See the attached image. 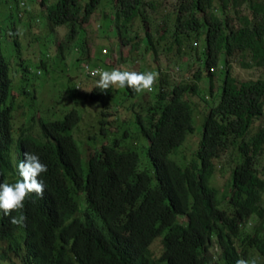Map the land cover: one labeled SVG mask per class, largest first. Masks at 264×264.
Wrapping results in <instances>:
<instances>
[{"label": "trees", "instance_id": "1", "mask_svg": "<svg viewBox=\"0 0 264 264\" xmlns=\"http://www.w3.org/2000/svg\"><path fill=\"white\" fill-rule=\"evenodd\" d=\"M81 2L70 0L65 4L63 12L51 16L53 25L67 24L70 27L69 41L74 38L76 32H85L83 27L80 29L79 27L89 22L100 4V0H93L87 5H82ZM112 2L117 12L116 24L120 25L117 21L123 20L121 26L117 25V33L121 41L126 43L129 41L126 25L132 22L133 18L140 16L144 0ZM235 3H248L255 22H248V18L245 17L242 26L236 29L227 19L217 17L218 14L214 13L217 11L224 15L228 13L230 4ZM179 12L170 31L166 32L165 28L160 27L163 32L157 28L154 33L146 35L145 40L155 47V54L157 48L166 51L175 45L180 55L186 54L187 51H195L196 48L189 44L190 31L203 37L206 47L200 50V54L193 53L196 61H200V64L196 63L198 68L194 75L195 82L169 85L166 80H160L155 101L146 110L153 112L154 115L157 113L160 121L154 123L155 127L152 125L143 127V137L140 134L138 138L148 139L150 145L145 153L148 157L137 151L138 147L134 145L136 136L132 133L121 134L119 138H108L107 142H103L102 138L97 140L96 134H89L86 143L90 148L86 154V149L82 147L83 141L77 143L73 137L74 128L82 124V113L79 109H71L63 117L50 122L45 119L41 133L48 139L55 138L59 143V153L64 156L61 159L42 158L48 168L46 182L52 192L49 195L52 201L51 208L55 211L59 205L63 212V222L61 228L49 229L46 226L47 222L41 220L38 210L31 209L30 205L22 210L23 215L27 217L23 226L14 225L6 220L0 228V234L9 237L14 252L12 256L19 259L21 264H154L150 245L161 234L164 236L161 259L164 261L163 264H188L187 258L180 253L184 250V235L190 231L202 230L200 234H203L210 225L221 222L226 225L228 232L239 236L238 225H234L232 221L227 222L226 216L215 211L218 198L215 191L208 190L203 180L200 183L201 189L210 192L207 200L195 201L191 195L185 198V190L181 186L179 189L176 186L174 189L178 190L172 192L170 188L174 185L175 164L170 156L173 146L170 141L175 138L177 143L173 148L174 154H185L186 149H193L185 135L192 128L194 115V108L187 98L189 95L198 96L197 81L201 80V77L205 76L210 84L216 81L217 72L212 67L215 68L222 57L231 54V50L223 43L227 38L225 32L232 33L239 39H246L249 47L253 43L259 47L263 45V41L259 40L264 35V0H187L186 3L180 2ZM103 22L108 26L112 20L105 17ZM2 24L0 83H3L4 92L9 84V63L1 48ZM136 38L137 36H134L130 39ZM80 45H84V41ZM184 50L186 51L183 52ZM60 65L66 69L65 63L61 62ZM225 65L227 72L231 66L227 61ZM72 66L70 65V69ZM73 76L70 80H75ZM262 79L264 78L254 82H235L233 78L227 77L222 81L225 103L210 107L207 101L201 100L204 104L200 102L195 105L196 109L201 110L204 139H201L197 153L191 157L205 161L207 174L211 175L213 172L210 167L211 159L214 158L213 150L216 146L215 135L220 131L229 130L227 143L233 144L238 156L237 164L231 171L232 178L225 187L227 190L230 187L231 199L234 202L246 203L249 210L255 209L259 199L257 189L264 183L258 168L259 155L264 144ZM112 90L113 86L106 93H102L95 86L88 97L92 102H97L94 104L106 107L105 100L109 93L112 94ZM123 93L127 98L140 95L126 87ZM257 119H261L263 124L249 141H245L249 122ZM136 127L137 132H141V126ZM9 131L10 125L2 129L5 133ZM58 164L63 168L72 169L71 181L64 182L55 178L54 168H57ZM188 178V175L180 170L179 185ZM78 186L87 191L88 201H80L85 207L71 197ZM224 194L222 192V196ZM111 207L117 210L116 214L109 211ZM257 213L263 214L261 211ZM256 247L264 258V241ZM232 253V248L226 246L223 250V254L227 256L226 260L223 258L222 261L209 263L206 260H192V263L232 264L228 262ZM0 259L2 263L6 262L3 256Z\"/></svg>", "mask_w": 264, "mask_h": 264}, {"label": "clouds", "instance_id": "2", "mask_svg": "<svg viewBox=\"0 0 264 264\" xmlns=\"http://www.w3.org/2000/svg\"><path fill=\"white\" fill-rule=\"evenodd\" d=\"M7 0H0V3L3 4ZM16 2V8L18 12V18L23 21L27 20L25 14L26 0H12ZM41 4V13H40V21H43L52 29H56L60 26L68 28L67 33L64 35L63 40L60 43H57L58 48H67L70 46V43L76 39L75 46L78 56L76 59H73L71 62H67V65H73L72 67H81L86 77L87 83L90 84L93 78L95 81L93 82V86L90 91H86L84 96L88 97L91 93L92 89L96 86L101 90L102 93H106L107 90L113 86L112 94L109 93V97L106 98L105 103L106 107L102 110V115L104 119H100L103 122V127L100 128V132L103 134L104 138L109 135L108 138L118 137L121 134H126L127 132H122V127L127 123V119L129 118V114L126 117L121 116L119 112V107L124 108V110L130 111L129 107H124L122 102L115 101V95L118 93H123L124 88L131 89L133 92L140 93L135 97L137 101L134 103V106L137 104L139 108L137 109L138 114L136 115V122L141 123V132H136L134 134L135 140L134 145L138 147L137 151L139 153L145 154L147 148L149 147L148 139H138L143 137L142 128L149 127L150 125L154 126V123L160 121V117L158 114L153 112L151 113L148 110L153 105L155 101V96L158 91V84H160V80H166L169 85H175L178 82L173 81V79L168 74H161L160 63L158 57H165L169 59V56L178 57L181 56L180 52L176 48V45L169 50L162 51L161 48H157V53L155 54L154 48L148 42H146V35L150 34V32L154 33V27L148 30L149 26H145L147 19L146 8H153L154 0H144L141 5V13L140 16L133 18L132 22L127 23V39L128 42L124 43L121 41L120 36L117 33L118 26L123 24V20L120 19V25L116 24V8L112 2V0H105L104 4L103 0H100V4L98 6V10L93 13L96 14L100 10L104 12L103 17L111 19L112 22L109 24L115 25L116 30L113 37H116L114 41L110 40L109 44H104L105 46L100 45L98 48L97 54L99 52L100 58H96V52L90 53L88 45L84 39L85 32L80 33L76 32L74 38L71 41L68 40L70 27L67 24L62 25H53L51 23V16L57 13L64 11V6L70 0H37ZM82 5H87L93 0H85L87 2L83 3L84 0H81ZM149 1L150 4H149ZM232 1V0H231ZM180 2L186 3L187 0H177L174 4L176 8L175 19L176 16L180 14L179 5ZM233 8L236 16L235 20L230 18L228 13L222 15L221 13L216 12L217 17H221L222 19L228 21V23L235 27L236 29L242 26L243 19L245 17L248 18V22H255V17L250 9L248 3H242L235 5L230 4L229 8ZM245 7L246 11H243L242 8ZM6 13V10L3 11ZM220 15V16H219ZM90 17V20L92 19ZM139 20L141 22L142 33L139 35L135 33L131 35L132 37L137 36L135 40H132L131 36H129V31L131 30V25L135 20ZM37 20L34 17V22L30 24H36ZM89 20V22H90ZM103 22V18L101 19ZM203 17H201L200 22H202ZM173 21V23H174ZM240 22V25H236L237 22ZM88 22V23H89ZM86 23V24H88ZM144 23V24H143ZM172 23V24H173ZM236 23V24H232ZM28 24V23H27ZM25 24V26L27 25ZM84 24V25H86ZM21 27L24 26L20 24ZM84 25L80 26L84 28ZM118 25V26H117ZM79 26V25H78ZM77 26V31L79 30ZM160 29V28H159ZM85 30V28H84ZM14 31H18L17 28ZM160 32H163L160 29ZM191 34L193 38L191 37ZM227 38L223 40V43L227 47V49L231 50L230 55H225L223 58L225 59L223 64L220 65V62L217 66L212 69L217 72L215 77L216 81L210 84L208 82V86L205 87L207 93L202 95L201 90H204L203 85V77L201 80H198V96H194L202 100L203 102L207 101L210 107H216L220 103H225L224 101V88L222 81H224L227 77L233 78L235 82H248V81H257L259 78H264V35L263 38L259 41H263V45L256 46L252 44L251 47L248 46V41L246 39H239L236 35L232 33H226ZM104 38V36H102ZM138 37L139 43L142 46V50H138ZM190 43L195 51H187L193 53H199L200 50L196 47L197 42L202 40L204 50L206 47L205 40L203 37H199L196 35L194 31L189 32ZM84 41V45H80V43ZM112 41V42H111ZM132 42V43H131ZM131 45V48L134 49V46L138 50L140 54L149 55L152 59V65L147 66H139L138 69H133L131 65H127V61L137 62L138 53L128 52L129 54L124 58H114L110 52L112 49L118 51V48H121V45ZM57 48V47H56ZM184 50L183 52H185ZM3 53V52H2ZM182 53V52H181ZM5 57V56H4ZM97 59L98 62L96 64H90L92 59ZM166 59V60H167ZM79 62V65L77 61ZM8 61V60H7ZM124 61H126L124 63ZM168 63H171L170 60H167ZM225 61L229 62L231 69L226 72ZM9 63V62H8ZM196 63L200 64V61H196ZM75 64V65H74ZM40 66L42 68L47 67V61L41 60ZM125 68H124V67ZM175 66V65H174ZM238 66V69L235 67ZM9 68V84L7 85V89L3 91V83H0V228L3 224H5L6 220H9L12 224L23 226L27 217L23 215L22 210L27 208L30 205V208H36L39 212V216L43 222H47L46 226L50 228H57L62 225L63 222V212H61L60 207L58 205L57 210H53L51 208L52 201L50 198V194L52 193L46 182V173L48 172L47 165L43 162V157H56V158H64L62 154L59 153V143L55 138H47L46 135L41 133L43 130V125H45V119L47 121L56 120L57 118L63 117L66 113H68L71 109H77L73 107L64 112L63 115H59V111L52 109L50 106L41 104L40 99L44 89L47 87H51L48 84L43 86V82L39 81L38 86H34L33 88H26L25 83H27V75L26 72L21 75L20 71L16 72L12 68L10 71ZM197 66L193 68L195 71L193 74H196ZM181 69L180 66L176 67V71L178 72ZM29 71V70H28ZM11 72V75H10ZM33 76L38 77L42 74V69H38L37 72L31 70L30 71ZM245 76V77H242ZM72 76H69V79ZM22 79L23 85L18 86L16 82ZM192 82H195V77L191 78ZM264 80V79H262ZM191 82V83H192ZM188 84V83H185ZM43 86V87H42ZM37 89V91H35ZM54 92H59L55 87H52ZM79 91V86H77V90ZM63 91H60L61 94ZM125 95V93H123ZM69 95L75 94L69 92ZM151 96V98H150ZM192 96V95H189ZM127 97V96H126ZM201 101L202 104H204ZM113 111H107V108L111 104ZM190 103V102H189ZM59 107H62L60 105ZM193 108V107H192ZM195 111V110H194ZM55 113V115H54ZM151 114L152 116L148 115ZM195 114V113H194ZM107 116H111V119H108ZM151 117L153 119H151ZM201 121L202 122V115ZM83 118V116H82ZM121 119L122 123L120 124V133L118 136L114 133H110L111 120ZM197 117L193 115V123H191V130L188 131L185 135L187 139L191 142L193 149H186L187 152L185 154H174L173 148L177 145L175 138L171 139L170 143L173 145L171 147L172 153L170 156L171 160L175 164L174 167V185L170 188L172 192H175L181 186L184 191V197L192 196L195 201L199 200H207L210 192L207 190H202L200 183L202 180L204 181L206 187L210 191H215L216 197L218 201L215 203V211L219 214L226 216L227 222L234 223V225H238L239 236H236L233 232H228L226 229V225H223L221 222L218 224L210 225L207 230L203 233L198 230H192L188 234L184 235V250L180 255L185 256L189 261L188 264H193V261H203L206 260L209 262H218L222 261L223 258H227L226 255L223 254V250L226 246H230L232 248V255L228 259L229 263L232 264H264V258L260 254L258 250V245H261L264 241V183L263 185L257 189V193H259V199L255 204L254 210H249L248 205L246 203L238 204L234 202L232 198V192L229 189H226V184L230 181L231 171L234 168V165L237 164V150L233 148V144L227 143V138L229 134V130L220 131L217 135H215L216 146L213 150L214 158L211 159L213 172L207 174V166L204 163L205 161L199 160V158H193L192 155L197 153V147H200L201 139L203 137V129L201 127L202 123H198L196 120ZM31 123V125L29 124ZM12 124V127H11ZM263 124L261 119H257L254 122H249V129L245 135V141H249L250 137L253 136L256 131L259 130V127ZM10 125V131L8 133L2 132V129ZM257 125V127H256ZM155 127V126H154ZM256 127V129H254ZM77 126L73 130V137L79 142V139L75 136ZM200 128V129H199ZM198 129L200 131H198ZM179 132L181 131L178 130ZM203 132V133H202ZM213 137V138H214ZM107 138L106 141H109ZM103 139V137H102ZM101 140V138H100ZM209 144V140L207 141V147ZM222 144V145H221ZM180 148H182L180 146ZM147 156V154H145ZM143 156V157H145ZM169 156V157H170ZM185 156V158H184ZM148 157V156H147ZM258 160V168L259 175L264 179V166L259 167L260 162L264 159V144L262 145V151L259 155ZM209 167V168H210ZM180 170L184 171L186 175H188V180L179 185V172ZM54 176L57 179H61L64 182H69L72 179L73 171L71 168L66 169L61 167L59 164L57 168H54ZM221 176V182L215 184L217 176ZM178 186V189H174ZM170 192V193H172ZM222 192L225 194L222 196ZM78 200V203L82 200L88 201L87 191L86 189H82L80 186L75 190L74 194L71 196ZM57 202V200L55 199ZM58 204V203H57ZM85 207V205H82ZM112 213L116 214V209L111 207L109 210ZM262 212V215H259L257 212ZM34 214V213H33ZM20 215V216H19ZM236 219V221H233ZM100 222V219L98 220ZM163 234L157 236L151 243L150 247L151 254L154 258V264H163L164 261H161L163 258ZM9 237L0 234V258H5L6 262H1L0 264H21L19 259H15L12 256L13 249L11 248V244L9 242ZM258 243V244H256Z\"/></svg>", "mask_w": 264, "mask_h": 264}, {"label": "rangeland", "instance_id": "3", "mask_svg": "<svg viewBox=\"0 0 264 264\" xmlns=\"http://www.w3.org/2000/svg\"><path fill=\"white\" fill-rule=\"evenodd\" d=\"M103 3L102 5L104 4ZM87 1L84 0L83 3ZM177 0H154L153 8L147 7L146 14L147 19L145 26H149L148 30L151 27L165 28L166 32L173 28V21L175 19L176 8L174 4ZM26 19L21 21L18 18V12L16 8V2L12 0H7L3 4L0 3V25L2 24V34H1V48L3 55L9 62L10 71L13 68L14 71H20L21 75L26 72L27 75V83H25L26 88H33L34 86H38L39 81L43 82V86L49 85L50 88L47 87L43 90L40 103L50 106L52 109L59 111V115H63L65 111L76 107L82 113V124H80L75 131V136L77 139L82 140L83 144L82 147L86 149V154L88 153L89 146L87 145L86 141L88 140L89 134H96L97 140L103 137V140L106 141L109 135L105 138L103 134L100 132V128L103 127V122L100 119H104L101 110H104L105 107L101 104H94L97 102H92L89 97L84 96L86 91H90L93 82L95 79L91 81L90 84H83L87 83L86 75L84 74L82 68L73 67L70 69L68 67L67 62H71L73 59H76L78 53L76 51L75 40L70 43V46L67 48H58L59 46L57 43H60L63 40L64 35L67 33L68 28L66 27H58L56 29H52L48 23L45 24L43 21H40V13H41V4L37 0H26ZM6 10V13L3 11ZM243 11H246V8H242ZM104 15L103 11H99L94 16L90 22L84 25L85 28V41L88 45L90 53L97 54L98 48L100 45L109 44V41H114L116 37H113L115 34L116 28L115 25L112 26L108 25L105 26L104 22H102V18ZM228 15L232 20H235L236 13L233 8H229ZM34 17L37 19L35 22L39 24H33L30 26L32 22H34ZM28 23V24H27ZM173 23V24H172ZM20 24L24 26L21 27ZM25 24H27L25 26ZM236 24V23H232ZM236 25H240L238 21ZM141 22L139 20H135L134 23L131 25V30L129 31V36L138 33L139 35L142 33L141 29ZM17 28L18 31H14ZM169 30V31H170ZM170 34V32H169ZM104 36V38L102 37ZM191 37L193 38L192 34ZM117 39V38H116ZM111 41V42H112ZM116 42V41H114ZM204 42V41H203ZM202 40L197 42V48L201 50L203 46ZM132 43V42H131ZM57 47V48H56ZM138 50H142V46L139 43L138 37ZM136 48L132 49L130 43L127 45H121V48H118V51L112 49L110 54L114 58H124L125 55L127 56L128 52H135L138 53V61L131 62L127 61V65H131L133 69H138L139 66H147L152 65V59L147 54H140ZM100 58V54L96 55V58ZM223 58V57H222ZM101 59V58H100ZM165 57H158L159 63L161 68V74H168L173 81L185 83H191L194 77V70L193 68L198 66L196 64V56H194L193 52H187L186 54H182L178 57L169 56L171 63H168ZM224 59V58H223ZM220 60V65L223 64L224 60ZM41 60L47 61V67L42 68L40 66ZM77 61V60H76ZM63 62L66 64V69L60 65ZM97 59H92L90 64H96ZM126 61H124L125 63ZM78 65L79 62L77 61ZM175 65V66H174ZM180 66L181 69L177 72L175 69L176 67ZM124 67V66H123ZM125 68V67H124ZM38 69H42V74L38 77L33 76L30 72L31 70L37 72ZM238 69V66L235 67ZM29 70V71H28ZM78 75L73 76V75ZM11 75V72H10ZM69 76L75 77V80H70ZM245 77V76H242ZM16 84L18 86L23 85L22 79H19ZM203 85L204 90H201V94L204 95L207 93L205 87L208 86V80L204 76L203 77ZM42 86V87H43ZM77 86H79V91L77 90ZM52 87H55L57 91H63L61 94L59 92H54ZM69 92L75 94L69 95ZM138 97H126L123 93H118L115 95V101L122 102L124 107H129L130 111L124 110V108L119 107V112L121 116L126 117L129 114V118L127 119L126 126L122 127V132L126 131L127 133L135 134L137 132L139 124L136 122V115L138 114L137 109L139 105H135L134 103L137 101ZM151 98V96H150ZM188 102H190L191 106L194 108V115L197 117L198 123H202L201 121V110L196 109V103H200L201 100L194 96H188ZM62 105V107H59ZM112 105L107 108V111H113ZM197 111V112H196ZM108 119H111V116H107ZM122 123L121 119L111 120V127L110 133L116 134L120 133V124ZM257 127V125H256ZM256 127L254 129H256ZM87 157V156H86ZM264 166V159L261 160L259 167ZM221 182V176L218 175L215 181V184Z\"/></svg>", "mask_w": 264, "mask_h": 264}]
</instances>
